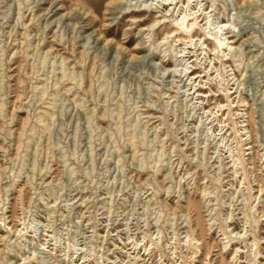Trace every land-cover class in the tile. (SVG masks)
<instances>
[{"label":"rangeland","instance_id":"obj_1","mask_svg":"<svg viewBox=\"0 0 264 264\" xmlns=\"http://www.w3.org/2000/svg\"><path fill=\"white\" fill-rule=\"evenodd\" d=\"M187 1L0 0V264L264 263V0Z\"/></svg>","mask_w":264,"mask_h":264},{"label":"bare ground","instance_id":"obj_2","mask_svg":"<svg viewBox=\"0 0 264 264\" xmlns=\"http://www.w3.org/2000/svg\"><path fill=\"white\" fill-rule=\"evenodd\" d=\"M166 2L164 3V9L166 10H168L169 8H172L173 7V10H174V12L176 11V9L179 7V3H181L182 2V6L183 7H185V5H186V3H188V7H189V4H190V1H187V0H183V1H181V2H177L176 0H165ZM203 1L204 0H196V2H197V6H202V3H203ZM187 6V5H186ZM195 8V7H194ZM207 9V8H206ZM147 10H149V9H147V8H145L144 9V11H147ZM201 10V7H200V9H199V11ZM204 13V17L201 19V16H202V14ZM167 15V14H166ZM183 15V16H182ZM170 16H172V15H170ZM209 16V15H208ZM201 19V20H200ZM199 20H200V23H204L205 21H206V23H204V28H205V26L209 23V22H207V20H208V17H207V12H202V13H200L199 15H195L194 16V13H187V12H183V13H181L180 15H178V17H176L175 19H173L172 21L174 22V24H175V26H176V28L175 29H173L172 31H170V32H168L167 33V38H169V37H172V36H174L175 35V38L177 37V38H179V40H181L182 41V43H180V47H182L183 46V44H187V48H189V49H193L192 48V45H195V47L194 48H196L197 46H198V42L200 41V40H202L203 39V37H199V38H196V36L195 35H193V33H194V29H195V27L197 26V24L199 23ZM156 22H157V20H155L154 21V24H156ZM164 22H166V20L164 21ZM219 23V22H218ZM229 23H230V20H228L227 22H225L224 20L223 21H221L219 24H217V26H215L214 28H211V31H209L208 33L209 34H211V35H215L216 37H217V35L220 33V32H222V35H226V39L228 38V41H227V43H235V40L233 39L234 37H233V35H231V33L232 32H234L232 29H231V27L229 26ZM204 28H202V29H204ZM144 29H146V28H144ZM204 33H206V31L204 30L203 31ZM189 33L193 36V38L191 39V40H188L187 39V37L185 36V34H187V35H189ZM208 39H212V38H210V37H208ZM195 41V42H194ZM205 41L206 40H204V43H203V45L205 44ZM220 44L222 45V39H221V37H220ZM220 45V46H221ZM229 47V46H228ZM217 48V47H216ZM206 50V49H205ZM224 50H226L225 48H224ZM181 53L183 52V51H180ZM194 56H191L190 57V59L191 58H193ZM210 75H213V72L210 74ZM201 77V75H199V74H197V73H195L194 71H192L190 74H189V77L188 78H191V79H194L195 81H194V83H193V85L194 84H196V82H197V80L199 79ZM202 78H206V75H204ZM201 82V81H200ZM196 92H198L199 94H201V88H198L197 89V91ZM195 92V93H196ZM236 92H234L233 94H235ZM232 94V95H233ZM205 95V93H202V96H204ZM229 97H231V95L229 96ZM196 102V101H195ZM220 105H221V102H220ZM245 227V226H244ZM10 231H13L16 235H18V232H19V229L18 228H14V227H11L10 228ZM6 232H8V231H6ZM246 233H248V230H246L245 231ZM243 232L242 231H240L239 233H237V235L236 236H234V239L236 240V239H241V238H244L243 237V234H242ZM246 233H245V235H246ZM246 237V236H245ZM226 239H228V243L225 245V247L227 248L228 247V245H230L229 243L230 242H232V240L231 239H229V237H226ZM251 240V239H250ZM251 243V242H250ZM252 244V243H251ZM126 245H128V244H126ZM255 246H256V251L255 252H257V250H258V246H257V244L255 243L254 244ZM253 245V246H254ZM236 246H237V243H236ZM146 248V250H147V246L145 247ZM129 250H134L133 251V253H135V251L137 250V246H136V244H135V246L134 247H129ZM142 251V250H141ZM141 251H139L137 254L135 253V256L136 257H138V258H141L142 259V256H141ZM249 251V250H248ZM228 252V251H227ZM226 252V253H227ZM239 252H242V253H244L245 251H240L237 247H236V250L235 251H233L232 253H231V262L233 263V264H238V262L240 261V259H242V255L241 254H239ZM248 253V252H247ZM145 254H143V256H144ZM210 255V254H209ZM134 256V257H135ZM213 257V256H212ZM212 257H211V259H212ZM210 259V261H212ZM208 264H210V263H208ZM264 264V263H263Z\"/></svg>","mask_w":264,"mask_h":264}]
</instances>
